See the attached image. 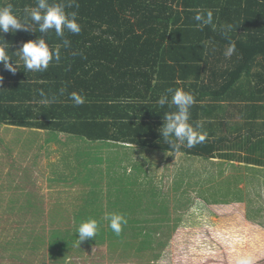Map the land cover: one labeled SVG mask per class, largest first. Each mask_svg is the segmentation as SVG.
Returning a JSON list of instances; mask_svg holds the SVG:
<instances>
[{
    "label": "rangeland",
    "instance_id": "rangeland-1",
    "mask_svg": "<svg viewBox=\"0 0 264 264\" xmlns=\"http://www.w3.org/2000/svg\"><path fill=\"white\" fill-rule=\"evenodd\" d=\"M222 162L0 132V264H236L247 255L264 264V169L230 163L224 196L214 187ZM107 213L127 219L119 236ZM89 218L100 227L80 243L75 230Z\"/></svg>",
    "mask_w": 264,
    "mask_h": 264
},
{
    "label": "trees",
    "instance_id": "trees-1",
    "mask_svg": "<svg viewBox=\"0 0 264 264\" xmlns=\"http://www.w3.org/2000/svg\"><path fill=\"white\" fill-rule=\"evenodd\" d=\"M46 3L67 4V0H46ZM78 3V9L65 8L66 12H77V23L81 26L78 35L65 31V38L71 41V46L65 48L54 30L41 33L38 23L25 18V7H36V0H0V7L12 5L14 15L27 29L0 32V38L8 46L9 63H17L16 53L24 43L41 38L50 51L59 46L61 57L59 62L55 59L50 62L46 71L36 72V80L42 78V85L35 101L42 99L41 90L47 98L55 97L54 103L38 107L40 121H25L32 108H27L24 114L21 107L0 105V124L65 134L93 143L128 144L172 153L159 131L163 115L176 111L174 105L157 104L167 89L180 88L193 94L195 103L190 108L189 122L195 127L196 122H202L199 113L203 109H215L219 103L236 98L240 81L250 77L254 69L258 71L256 76L264 79V0H78ZM208 10L213 12L215 27L208 25L201 30L194 16L197 12L206 15ZM223 24L233 26L227 37L220 30ZM230 41L235 42L237 51L226 58L224 52ZM14 68L17 71L13 77L20 85L27 84L25 78L31 73L15 65ZM9 73L12 74L3 65L0 77ZM72 92L82 95L85 103L76 106L69 98ZM211 104L213 108L208 107ZM208 120L203 122L215 129L214 122ZM206 133L204 142L192 148L182 146L180 152L225 161L219 164L218 185L214 186L222 195L234 187L233 179L225 176L230 163L245 164L251 174L263 170L253 165L250 154L224 153L223 144L231 142L230 139ZM259 178L262 181L258 184L264 187V172ZM239 189L234 188L236 192H246ZM30 204L36 209L34 202Z\"/></svg>",
    "mask_w": 264,
    "mask_h": 264
},
{
    "label": "clouds",
    "instance_id": "clouds-1",
    "mask_svg": "<svg viewBox=\"0 0 264 264\" xmlns=\"http://www.w3.org/2000/svg\"><path fill=\"white\" fill-rule=\"evenodd\" d=\"M75 6L79 8L78 0H67L65 3H46V0H36V7H25V18L30 19L38 23L39 31L41 33L48 32V30H54L55 35L61 39L62 45L65 48L71 46V41L65 38V31L78 35L81 32V26L77 23V12H66L65 8H72ZM194 20L197 22V27L203 30L208 25H213V12L208 10L206 15L201 12H197L194 16ZM215 27V25H213ZM233 26L231 24H223L220 27L222 34L227 37L228 33L232 31ZM27 30L25 24L17 18L13 13V7L8 4L5 7H0V32H9L10 30L15 32L17 30ZM7 44L3 43L0 38V63H3L4 68L13 74L17 71L12 66L10 57L7 54ZM237 51L234 41H230L226 47L224 55L226 58H230ZM22 61L24 68L28 71L44 72L48 69L50 62L54 59L56 62L60 61L59 46L55 51H50L49 45L45 42V39L41 38L35 42L24 43L23 47L16 53ZM2 81V77H0ZM63 94V89L61 90ZM169 95L171 100H169ZM42 99L39 101L41 104H49L55 102V97L49 99L45 96L44 92L40 91ZM76 106L85 103V98L77 92H72L69 97ZM195 99L192 93L186 92L183 89L169 88L164 94H161L157 100V104L160 107L166 104L174 105L176 111L166 112L163 115V127L159 130L164 141L169 145L170 152L175 155L182 154L180 148L185 146L192 148L198 143H202L207 138L206 132H200L198 129L202 128L200 122H196L195 127L190 123V108L194 105ZM173 137L175 139H173ZM108 221V227L112 232L119 236L122 232V226L127 225V219L118 213H107L103 217ZM100 227L99 221L89 218L82 221L76 228V235H78V241L81 243L87 239H95L98 229ZM255 257L247 255L237 259L236 264H254Z\"/></svg>",
    "mask_w": 264,
    "mask_h": 264
},
{
    "label": "crops",
    "instance_id": "crops-1",
    "mask_svg": "<svg viewBox=\"0 0 264 264\" xmlns=\"http://www.w3.org/2000/svg\"><path fill=\"white\" fill-rule=\"evenodd\" d=\"M16 59L17 63H12V66H18L20 69L24 68L23 61L18 56ZM2 67L3 65L0 63V71ZM28 72L31 75L29 78H25L28 83L24 86L20 85L13 77V73H9L7 77H2L0 105L21 107L24 114L27 108H32V113L26 116L25 121L37 122L41 119L38 107L42 104L36 102L35 97L42 85V78L37 82L36 72ZM257 72V69H254L250 77L242 78L238 90L235 91L236 98L219 103L215 109L206 111L203 109L199 113L202 128L198 131H210L216 133L218 137L230 139L231 142L223 144L224 153L234 155L240 153L244 156L250 154L254 159L253 165L257 164L264 169V92H260L264 90L262 88L264 87V79L261 80L257 77ZM12 97H14V102H12ZM208 107L213 108L212 104ZM210 116L211 118L208 120ZM203 120L213 121L215 129L208 128ZM220 123L226 124L223 126ZM0 128L1 133H50L40 129L6 124H0ZM93 144H97V142Z\"/></svg>",
    "mask_w": 264,
    "mask_h": 264
}]
</instances>
